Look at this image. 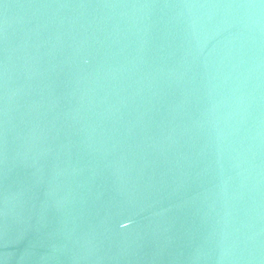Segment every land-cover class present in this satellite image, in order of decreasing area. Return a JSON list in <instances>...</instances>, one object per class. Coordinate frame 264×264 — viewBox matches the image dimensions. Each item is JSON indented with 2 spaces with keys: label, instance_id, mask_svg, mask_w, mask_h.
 I'll use <instances>...</instances> for the list:
<instances>
[{
  "label": "water",
  "instance_id": "water-1",
  "mask_svg": "<svg viewBox=\"0 0 264 264\" xmlns=\"http://www.w3.org/2000/svg\"><path fill=\"white\" fill-rule=\"evenodd\" d=\"M0 264H264V0H0Z\"/></svg>",
  "mask_w": 264,
  "mask_h": 264
}]
</instances>
